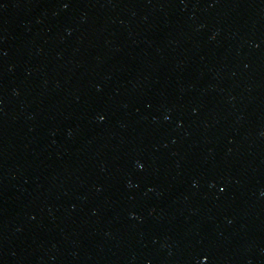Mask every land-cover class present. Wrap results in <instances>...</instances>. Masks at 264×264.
Wrapping results in <instances>:
<instances>
[{"label":"water","instance_id":"95a60500","mask_svg":"<svg viewBox=\"0 0 264 264\" xmlns=\"http://www.w3.org/2000/svg\"><path fill=\"white\" fill-rule=\"evenodd\" d=\"M0 264H264V0H0Z\"/></svg>","mask_w":264,"mask_h":264}]
</instances>
